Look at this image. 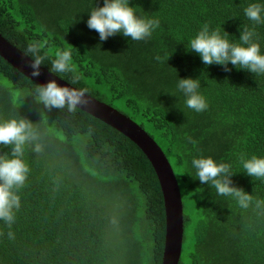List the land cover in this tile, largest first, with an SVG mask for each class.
<instances>
[{
	"label": "trees",
	"instance_id": "1",
	"mask_svg": "<svg viewBox=\"0 0 264 264\" xmlns=\"http://www.w3.org/2000/svg\"><path fill=\"white\" fill-rule=\"evenodd\" d=\"M253 2L258 0H130L138 15L159 20L157 30L144 41L116 35L101 42L86 27L94 0H0V35L8 43L31 60L27 46L40 43L39 55L46 57L41 67L74 88H87L162 150L183 205L179 264H264V204L256 205L264 201V180L243 174L240 163L264 157V74L205 67L186 51L207 24L233 43L240 30L254 29L264 54V24L244 15ZM63 50L71 51L74 72H51ZM177 77L200 81L207 110L186 107ZM38 87L0 57V120H29L42 149L25 148L28 178L15 223H0V264H162L165 209L146 156L78 108H45ZM10 150L0 146V155ZM199 156L232 166L234 186L253 197L247 209L194 180L190 161Z\"/></svg>",
	"mask_w": 264,
	"mask_h": 264
},
{
	"label": "clouds",
	"instance_id": "2",
	"mask_svg": "<svg viewBox=\"0 0 264 264\" xmlns=\"http://www.w3.org/2000/svg\"><path fill=\"white\" fill-rule=\"evenodd\" d=\"M88 12L86 27L98 34L99 41L104 42L111 37L120 35L131 41H144L150 38L159 27V20L147 15H138L135 6H130V0H102V6L96 5ZM245 17L255 25L264 24V0L250 3L244 9ZM223 31V30H222ZM211 30L203 25L197 34L190 39L188 52H194L201 63L207 67L218 65L225 72H230L231 65L237 70L251 74H264V54L257 42L254 29L244 28L239 31V43L230 42L226 32ZM99 46V45H97ZM41 45L30 43L26 54L33 59L31 75L39 77L40 67L46 57L39 55ZM159 60L160 58L157 57ZM239 66V67H238ZM51 72H74L72 53L70 50L58 51L51 61ZM80 79L76 76L72 83ZM200 81L197 78H178L177 90L185 97V105L195 113H201L208 108L206 98L200 93ZM38 100L45 108H64L75 110L76 106L88 103V89L60 87L55 81L37 88ZM38 135L33 124L23 118L0 120V146H10V153L0 155V223L11 227L15 223L16 212L21 207L19 190L25 184L29 167L24 159L25 148L32 144L34 152L39 153L41 145L37 142ZM243 174L259 180H264V157L251 156L240 161ZM195 179L202 185H211L220 196L233 198L241 209H247L253 202L252 195L233 184L232 177L236 174L228 163L219 162L211 156L194 157L190 161ZM191 176V175H189ZM192 177V176H191ZM264 201H256L259 207ZM11 235V233H9Z\"/></svg>",
	"mask_w": 264,
	"mask_h": 264
},
{
	"label": "water",
	"instance_id": "3",
	"mask_svg": "<svg viewBox=\"0 0 264 264\" xmlns=\"http://www.w3.org/2000/svg\"><path fill=\"white\" fill-rule=\"evenodd\" d=\"M0 57L37 86L55 81L60 87L74 88L40 67L39 77L31 75L32 60L0 35ZM88 103L76 108L108 125L135 144L151 164L163 197L165 209V240L162 264H179L182 254L184 218L179 186L166 156L154 140L136 123L110 106L90 96Z\"/></svg>",
	"mask_w": 264,
	"mask_h": 264
}]
</instances>
